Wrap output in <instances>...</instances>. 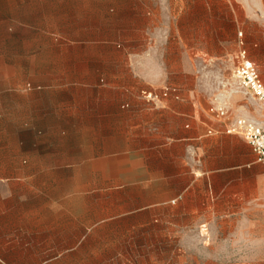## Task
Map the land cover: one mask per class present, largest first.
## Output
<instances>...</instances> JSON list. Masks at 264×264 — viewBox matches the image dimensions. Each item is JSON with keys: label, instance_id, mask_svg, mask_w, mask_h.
<instances>
[{"label": "crops", "instance_id": "crops-1", "mask_svg": "<svg viewBox=\"0 0 264 264\" xmlns=\"http://www.w3.org/2000/svg\"><path fill=\"white\" fill-rule=\"evenodd\" d=\"M52 41L79 53H35ZM1 50L111 69L76 109L73 164L0 152V264H264V166L209 113L240 50L264 85V0H0Z\"/></svg>", "mask_w": 264, "mask_h": 264}, {"label": "rangeland", "instance_id": "rangeland-1", "mask_svg": "<svg viewBox=\"0 0 264 264\" xmlns=\"http://www.w3.org/2000/svg\"><path fill=\"white\" fill-rule=\"evenodd\" d=\"M45 46L48 50H35V53L46 52L52 56L62 53L67 57L79 53L64 49L71 47L67 43L52 41ZM50 61L51 64L32 67L27 66L25 60L12 57L10 50L0 51V76L3 77L0 82V152L4 157L18 149L24 160L27 154L34 153L51 160L65 158L63 164H73L78 150L74 130L76 109L81 101L90 105L91 95L111 67L77 65L73 60H67L70 61L67 64L56 63L64 61L62 58ZM232 68V63L225 60L215 69L218 80L212 86L216 89V100H222V104L240 95L248 98L231 78ZM224 105L227 107L228 103ZM258 228V249L263 250L264 225Z\"/></svg>", "mask_w": 264, "mask_h": 264}, {"label": "built area", "instance_id": "built-area-1", "mask_svg": "<svg viewBox=\"0 0 264 264\" xmlns=\"http://www.w3.org/2000/svg\"><path fill=\"white\" fill-rule=\"evenodd\" d=\"M231 78L240 92L250 97L258 109L264 112V85L259 78L257 68L247 59L243 50H240L234 58ZM142 95L147 99H153L147 93ZM209 113L215 121L224 125V134L242 138L255 154L257 162L264 166V120L234 116L224 104L219 103L211 104Z\"/></svg>", "mask_w": 264, "mask_h": 264}]
</instances>
